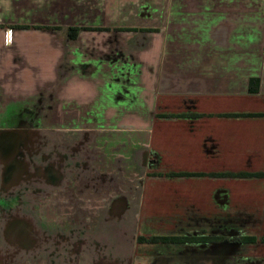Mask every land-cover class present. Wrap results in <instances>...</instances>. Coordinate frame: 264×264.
<instances>
[{"label": "crops", "instance_id": "0c3cea01", "mask_svg": "<svg viewBox=\"0 0 264 264\" xmlns=\"http://www.w3.org/2000/svg\"><path fill=\"white\" fill-rule=\"evenodd\" d=\"M0 135L27 264H264V0H0Z\"/></svg>", "mask_w": 264, "mask_h": 264}, {"label": "rangeland", "instance_id": "374dc122", "mask_svg": "<svg viewBox=\"0 0 264 264\" xmlns=\"http://www.w3.org/2000/svg\"><path fill=\"white\" fill-rule=\"evenodd\" d=\"M27 177L28 172H26L25 175V178ZM23 183L24 184L20 186L19 193L8 191L4 193L3 198L0 196V246L6 247V242L14 244V246H17L16 251L18 253H16V256L21 258L20 262L22 264H27L28 257L32 255L30 253L29 243L34 241L35 236H37L36 239L44 241L46 228L42 216H33L32 207H34V202L32 203V201H30V186L27 180ZM38 193H42V191L39 190ZM3 205L6 207L4 210H2ZM13 207H18L19 210L21 209L20 215H16V212L11 210ZM0 250H2V248H0ZM10 251L13 252V250ZM0 255H2L1 251ZM5 256L11 255L5 254Z\"/></svg>", "mask_w": 264, "mask_h": 264}, {"label": "trees", "instance_id": "16d2710c", "mask_svg": "<svg viewBox=\"0 0 264 264\" xmlns=\"http://www.w3.org/2000/svg\"><path fill=\"white\" fill-rule=\"evenodd\" d=\"M76 33V29H74L72 32ZM257 79H251L250 86L252 89H256ZM230 175H244V176H253V175H264V173H237V174H230ZM229 239L230 241H255L256 237H249V236H230V237H187V236H152V237H143L139 236L140 241H204V240H225ZM262 240H264V237H262Z\"/></svg>", "mask_w": 264, "mask_h": 264}, {"label": "water", "instance_id": "95a60500", "mask_svg": "<svg viewBox=\"0 0 264 264\" xmlns=\"http://www.w3.org/2000/svg\"><path fill=\"white\" fill-rule=\"evenodd\" d=\"M13 146L8 137L0 135V158H7L12 153Z\"/></svg>", "mask_w": 264, "mask_h": 264}]
</instances>
